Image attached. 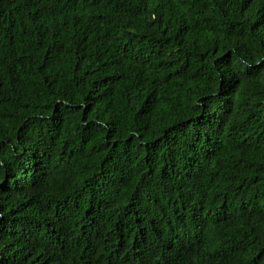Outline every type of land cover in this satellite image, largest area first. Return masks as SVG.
Masks as SVG:
<instances>
[{"label": "trees", "instance_id": "1", "mask_svg": "<svg viewBox=\"0 0 264 264\" xmlns=\"http://www.w3.org/2000/svg\"><path fill=\"white\" fill-rule=\"evenodd\" d=\"M0 264H264V0H0Z\"/></svg>", "mask_w": 264, "mask_h": 264}]
</instances>
